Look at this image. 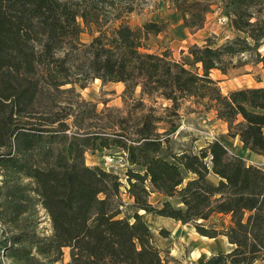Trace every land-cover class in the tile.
Segmentation results:
<instances>
[{
	"label": "trees",
	"instance_id": "trees-1",
	"mask_svg": "<svg viewBox=\"0 0 264 264\" xmlns=\"http://www.w3.org/2000/svg\"><path fill=\"white\" fill-rule=\"evenodd\" d=\"M258 2L231 4L232 26L247 39L218 45L208 38L204 46L190 49L188 63L174 60L169 51H143L144 40L159 35L162 24L146 23L137 30L121 24L112 33L103 31L99 6L117 10L119 20L135 10L133 0H0V264H164L144 215L136 213L134 223L121 217L120 176L86 165L88 152L112 145L129 153L132 166L145 169L144 174L127 173L138 211L183 225L208 221L213 214L230 217L224 233L196 226L201 236H225L234 248L205 264L264 262L263 168L231 155L219 140L199 153L168 154L148 118L139 144L132 146L68 123L77 105L68 96L76 86L85 89L95 80L124 83L174 103L195 99L228 124L231 137L264 157V89L225 96L211 76L213 70L227 74L243 67L233 60L249 52L258 56L256 64H264L259 53L264 19L254 21L252 12ZM174 3L187 29H203L208 4ZM79 19L96 25L100 36L81 43ZM87 115L98 119L95 111ZM150 184L184 208L175 209L169 201L155 208L148 197ZM39 209L50 217V235L39 229Z\"/></svg>",
	"mask_w": 264,
	"mask_h": 264
},
{
	"label": "rangeland",
	"instance_id": "rangeland-1",
	"mask_svg": "<svg viewBox=\"0 0 264 264\" xmlns=\"http://www.w3.org/2000/svg\"><path fill=\"white\" fill-rule=\"evenodd\" d=\"M129 1L124 0V2ZM200 1L209 5L204 25L205 27L208 24L209 30L204 31L205 33L202 31L204 27L201 30L185 27L182 14L178 11L174 0H133L135 10L123 15L124 17L119 20L116 19L117 10L102 8L100 5L102 29L112 33L121 24L131 26L135 30L141 29L146 23L162 24L164 29L159 35L151 34L147 40H144L143 51L149 50L155 54L169 51L174 60L188 63L192 61L190 49L193 46H204L208 38L213 39L218 45L231 42L237 37L248 38L244 33L235 31L232 26L230 14L233 10L231 5L233 0ZM258 1L257 6L252 9L254 21L264 19V0ZM78 21L83 29L80 36L81 43L89 44L94 38L100 36L96 25L87 26L81 19ZM213 26L218 36L212 34L210 29ZM196 33H200V36H195ZM259 53L264 58V41ZM258 59V56L252 52L238 56L233 61L237 66L243 67L230 69L226 74L227 77L220 80L212 78L219 83L225 96H229L236 90L254 88V83L244 82L249 74H255L254 78L260 84L259 87L264 89V72H262L264 64H256ZM189 68L196 70L195 65H190ZM68 88L70 87L66 89ZM68 98L77 103L72 108V118L68 121L70 125L77 122L78 125H84L87 130L91 128L94 132H103L105 137L112 140L125 139L124 142L132 146V144H139L138 141L141 139L139 131L144 127L143 121L148 118L156 128L155 133L163 144L164 152L168 154L176 156L186 152L199 153L210 142L219 140L223 142L231 155H238L246 164L264 169V157L248 150L239 137H231L228 134V124L217 120L214 111L205 110L193 98L179 99L174 103L160 94L144 95L141 86L128 88V85L124 83L105 84L102 80L91 81L85 89L76 86L74 95ZM92 111L96 112L98 119L88 117L87 114ZM128 155L126 150L112 145L102 152H88L86 165L98 166L107 171L110 169L119 174L123 182L121 197L125 204L121 217L133 223L136 213L152 218L149 223L146 222L153 229L154 241L161 252L160 256L164 264H205L210 257L228 253L234 249L225 236L208 239L201 236L196 229V226L200 225L208 230L224 233L231 226L229 216L213 214L208 221L201 220L183 227L175 226L173 221L164 222L163 218L156 214L147 215L143 211H138L133 204V199L129 196L130 183L127 181V173L132 169L144 174L145 169L137 165L132 166ZM109 157L116 159H114L115 165L109 162ZM108 162L113 167L108 165ZM210 179L216 184L219 183L214 175H211ZM148 197L157 209L162 208L166 201H169L175 209L184 208L179 199L160 194L151 184ZM38 214L39 229L45 235H50L52 233L50 217L42 209H39ZM65 252L64 260L67 263L70 261L69 250Z\"/></svg>",
	"mask_w": 264,
	"mask_h": 264
},
{
	"label": "crops",
	"instance_id": "crops-1",
	"mask_svg": "<svg viewBox=\"0 0 264 264\" xmlns=\"http://www.w3.org/2000/svg\"><path fill=\"white\" fill-rule=\"evenodd\" d=\"M207 30H209V26H208V24H206V26L204 27V29L202 30L203 32L204 31H207ZM210 30H212L211 32H212V34H215V35H219V34H217V32H215V29H214V26L210 29ZM214 31V32H213ZM205 33V32H204ZM195 36H200V33H196L195 34ZM238 70H241V69H238ZM262 72H264V71H262ZM255 75V74H254ZM253 74H249V76H246V80L244 81V82H248V83H254V88H260L259 87V83L256 81V79L254 78L255 76H254ZM211 76L214 78V79H216V80H220L221 78H224V77H227L226 76V74H223L220 70L218 71V70H213L212 72H211ZM240 78H243V77H240ZM237 80V79H236ZM145 216V215H144ZM150 216H147V217H145V220L149 223L150 221L149 220H152V218H149ZM163 221L164 222H171V221H173L174 223H175V226H179V225H182L183 227H186L187 225H183L182 223H177V222H175L174 220H172V219H169V218H163ZM164 222H163V224H164ZM155 232H156V230H154ZM255 264H264V262H257V263H255Z\"/></svg>",
	"mask_w": 264,
	"mask_h": 264
},
{
	"label": "built area",
	"instance_id": "built-area-1",
	"mask_svg": "<svg viewBox=\"0 0 264 264\" xmlns=\"http://www.w3.org/2000/svg\"><path fill=\"white\" fill-rule=\"evenodd\" d=\"M114 159H115V158H110V157H109V162L113 163V165H115V161H114ZM115 160H116V159H115ZM109 162H108V165H110L111 167H113L111 163L109 164ZM106 170H107V169H106ZM108 171H111V170L109 169ZM117 175H119V174H117ZM120 181L122 182V179H121V178H120Z\"/></svg>",
	"mask_w": 264,
	"mask_h": 264
}]
</instances>
